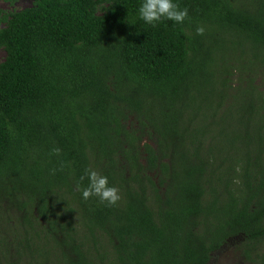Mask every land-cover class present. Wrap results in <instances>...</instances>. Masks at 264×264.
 <instances>
[{
  "label": "trees",
  "instance_id": "16d2710c",
  "mask_svg": "<svg viewBox=\"0 0 264 264\" xmlns=\"http://www.w3.org/2000/svg\"><path fill=\"white\" fill-rule=\"evenodd\" d=\"M30 1L0 11V264H208L229 241L264 264V0H174L188 18L155 27L142 0ZM86 169L115 206L82 198Z\"/></svg>",
  "mask_w": 264,
  "mask_h": 264
},
{
  "label": "clouds",
  "instance_id": "9594fccd",
  "mask_svg": "<svg viewBox=\"0 0 264 264\" xmlns=\"http://www.w3.org/2000/svg\"><path fill=\"white\" fill-rule=\"evenodd\" d=\"M138 18L153 27L162 19L182 24L188 18V9L181 8L174 0H142L138 8ZM196 34L203 35L204 28L198 26ZM59 151V148L52 150L56 155L59 154ZM85 178L88 180L87 186L78 189L84 200L98 197L101 204L109 206H115L120 200L119 190L115 186H110L108 178L100 172L86 169L85 175L80 179L83 181Z\"/></svg>",
  "mask_w": 264,
  "mask_h": 264
},
{
  "label": "rangeland",
  "instance_id": "374dc122",
  "mask_svg": "<svg viewBox=\"0 0 264 264\" xmlns=\"http://www.w3.org/2000/svg\"><path fill=\"white\" fill-rule=\"evenodd\" d=\"M30 6H31L30 0H19L13 5H8L7 3L0 0V11L3 12L11 11V10L19 11L28 8ZM4 57H5V53L3 49L0 48V63L4 60ZM11 181L12 180H10L9 182ZM7 208L8 205L0 204V214L2 213L3 215V218L0 220L1 233L4 232L1 228L5 225L4 221L8 218L7 216L11 215L10 210L8 209L7 211ZM7 212H9V214H7ZM237 245H234L233 242L229 241L221 248V250H219L218 252L212 255L211 260L208 264H248L242 259L238 249L236 248Z\"/></svg>",
  "mask_w": 264,
  "mask_h": 264
}]
</instances>
